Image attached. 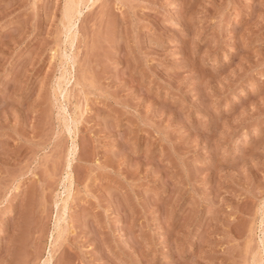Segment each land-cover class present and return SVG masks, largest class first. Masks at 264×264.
Segmentation results:
<instances>
[{
  "label": "rangeland",
  "instance_id": "374dc122",
  "mask_svg": "<svg viewBox=\"0 0 264 264\" xmlns=\"http://www.w3.org/2000/svg\"><path fill=\"white\" fill-rule=\"evenodd\" d=\"M72 1L0 0V264H264V0Z\"/></svg>",
  "mask_w": 264,
  "mask_h": 264
},
{
  "label": "bare ground",
  "instance_id": "6f19581e",
  "mask_svg": "<svg viewBox=\"0 0 264 264\" xmlns=\"http://www.w3.org/2000/svg\"><path fill=\"white\" fill-rule=\"evenodd\" d=\"M72 1V0H71ZM91 1H93V0H91ZM70 2V1H69ZM73 2V1H72ZM71 3V2H70ZM79 5H76V6H74L73 7V4H72V8H68L69 9V11L70 12H68L69 13V19H67V20H69L70 22L68 23L69 25H70V27L73 25V20H74V17L77 15V14H79L78 12H79V7H78ZM70 7V6H69ZM66 11H68V10H66ZM67 13V12H66ZM68 15V14H67ZM66 15V16H67ZM68 25V26H69ZM69 31H71V30H69Z\"/></svg>",
  "mask_w": 264,
  "mask_h": 264
}]
</instances>
